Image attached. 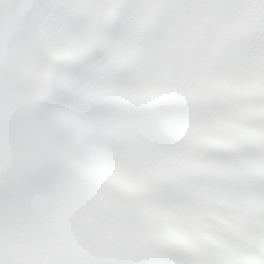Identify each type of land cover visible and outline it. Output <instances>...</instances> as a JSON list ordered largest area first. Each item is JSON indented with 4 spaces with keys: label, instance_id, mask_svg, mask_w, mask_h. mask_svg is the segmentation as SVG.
Here are the masks:
<instances>
[{
    "label": "snow or ice",
    "instance_id": "1",
    "mask_svg": "<svg viewBox=\"0 0 264 264\" xmlns=\"http://www.w3.org/2000/svg\"><path fill=\"white\" fill-rule=\"evenodd\" d=\"M0 264H264V0H0Z\"/></svg>",
    "mask_w": 264,
    "mask_h": 264
}]
</instances>
